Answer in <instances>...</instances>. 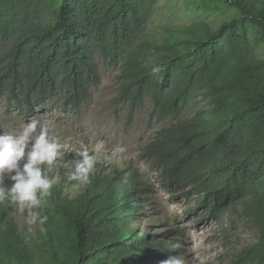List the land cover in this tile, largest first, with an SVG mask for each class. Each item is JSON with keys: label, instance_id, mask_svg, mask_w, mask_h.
<instances>
[{"label": "trees", "instance_id": "16d2710c", "mask_svg": "<svg viewBox=\"0 0 264 264\" xmlns=\"http://www.w3.org/2000/svg\"><path fill=\"white\" fill-rule=\"evenodd\" d=\"M162 0H0V102L32 115L78 117L117 72L116 103L150 107L161 128L143 158L195 210L218 218L245 202L260 231L235 264H264V0H224L236 17L216 31L146 36ZM201 100L204 109L184 112ZM141 188L124 172L93 175L78 197L43 208L39 252L0 205V264H160L181 246L132 227Z\"/></svg>", "mask_w": 264, "mask_h": 264}, {"label": "rangeland", "instance_id": "374dc122", "mask_svg": "<svg viewBox=\"0 0 264 264\" xmlns=\"http://www.w3.org/2000/svg\"><path fill=\"white\" fill-rule=\"evenodd\" d=\"M224 4V0H162L148 23L146 36L160 41L179 30L202 32L209 27L216 31L236 17L235 12L225 10ZM99 69L102 83L93 90V97L80 116L44 113L39 109L27 116L18 110H7L0 102V130L11 131L32 118L50 121L62 143L83 144L96 157L94 175L124 172L126 177L134 176L138 180L142 207L132 227L139 236L146 234L154 243L180 245L184 264H235L260 238L259 228L250 218L245 202L222 210L218 218L208 216L203 209L195 210V197L186 195L187 190L176 191L168 185L166 177L153 173L143 151L160 130V124L150 120L148 104L139 107L132 117L128 105L116 103L117 72L101 61ZM202 109L204 103L198 100L184 116L191 118ZM74 159V153L66 152L48 171L49 178L55 182L51 196L44 198L46 205L59 207L83 193L84 188L75 186L76 182H69L66 177ZM42 167L47 169V165ZM5 185H11L7 178ZM11 207L20 230L29 238L32 249L39 252L46 233H40L36 226L29 232L27 213Z\"/></svg>", "mask_w": 264, "mask_h": 264}, {"label": "clouds", "instance_id": "9594fccd", "mask_svg": "<svg viewBox=\"0 0 264 264\" xmlns=\"http://www.w3.org/2000/svg\"><path fill=\"white\" fill-rule=\"evenodd\" d=\"M66 152L75 155L68 166L67 180L86 188L95 172L96 157L83 144L62 143L50 121L32 118L19 128L0 130V203L8 202L26 212L29 232L32 226L40 233L47 232L48 216L40 209L47 203L44 198L51 196L55 182L47 173ZM5 178L11 181L10 186L5 185ZM162 264H184V259L181 255L169 256Z\"/></svg>", "mask_w": 264, "mask_h": 264}]
</instances>
